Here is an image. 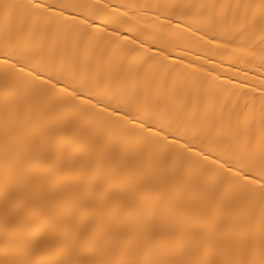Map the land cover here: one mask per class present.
I'll return each instance as SVG.
<instances>
[{
  "label": "bare ground",
  "instance_id": "6f19581e",
  "mask_svg": "<svg viewBox=\"0 0 264 264\" xmlns=\"http://www.w3.org/2000/svg\"><path fill=\"white\" fill-rule=\"evenodd\" d=\"M0 264H264V0H0Z\"/></svg>",
  "mask_w": 264,
  "mask_h": 264
}]
</instances>
